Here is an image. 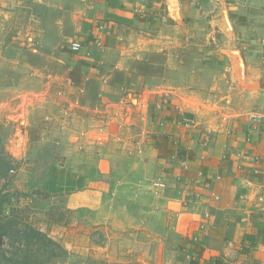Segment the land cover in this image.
I'll return each instance as SVG.
<instances>
[{
	"label": "rangeland",
	"instance_id": "obj_1",
	"mask_svg": "<svg viewBox=\"0 0 264 264\" xmlns=\"http://www.w3.org/2000/svg\"><path fill=\"white\" fill-rule=\"evenodd\" d=\"M50 1L0 0V138L5 151L20 162L5 188L25 193L5 207V214L12 206L19 208L25 222L61 245L41 264L183 261L176 254L179 237L174 231L162 240L145 227L143 216L126 227L115 222L116 216L131 215L127 202L133 197L126 193L142 190L130 187V182L147 176L142 167L134 174V168L147 162L143 151L151 139L155 145L160 127L176 123L178 128H191L194 123L186 113L172 116V108L182 104L180 96L170 93L174 84L198 91L204 99L231 103L237 111L242 108L237 82L234 96L228 93L230 70L236 68L237 81L246 77L241 46L218 30L213 33L212 24L200 18L195 27L172 32L168 38L178 36L179 44L165 54H150L151 65L133 59L125 64L129 70H120L117 61L129 49L123 47L127 40L116 52L115 46L110 52L106 45L92 48L91 40L82 38L86 31L74 12L77 5L67 3L72 12L64 14ZM188 35L192 37L187 42ZM181 37L185 43H180ZM75 40L83 42L78 52L71 49ZM169 55L174 62L164 66ZM214 77L222 86L217 92L211 90ZM158 85L164 86L165 94L156 91ZM156 159L159 164L166 158L158 151ZM53 178L56 186L63 187L65 181L71 191L48 187ZM84 179L87 189L100 191L98 209L70 207V195L83 190ZM5 183L2 179L0 187ZM34 189L50 195L31 194ZM2 240L0 264H10L6 258L14 250L6 237Z\"/></svg>",
	"mask_w": 264,
	"mask_h": 264
},
{
	"label": "crops",
	"instance_id": "obj_2",
	"mask_svg": "<svg viewBox=\"0 0 264 264\" xmlns=\"http://www.w3.org/2000/svg\"><path fill=\"white\" fill-rule=\"evenodd\" d=\"M67 3L77 5L74 12L86 31L82 38H89L92 48L106 45V50L116 47V52L128 41L123 47L129 49H121L117 61L120 70H129L125 64L133 59L151 65L150 54H165L179 44L178 36L168 38L172 32L195 27L200 18L212 24L213 33L218 30L238 41L246 77L237 81L236 68L230 70L228 93L233 95L237 82L242 108L237 111L231 103L204 99L202 93L174 84L170 93L180 96L182 104L172 108V116L186 113L194 123L191 128L169 123L160 132L169 134L173 146L187 150L191 159L175 155L158 164V149L151 139L142 154L147 162L134 168V174L142 167L147 176L129 185L142 191L126 193L133 197L127 202L131 215L116 216L115 222L132 226L141 215L145 227L166 241L174 231L179 237L176 254L183 258L175 264H264V0H51L49 5L69 14ZM127 30L132 34L124 35ZM180 43H185L182 37ZM164 60V66L174 62L171 55ZM214 80L211 90L217 92L222 86L218 78ZM156 87L165 94L163 85ZM84 180L83 190L70 195V207L98 209L100 191L87 189ZM54 183L55 178L48 187L71 191L65 181L61 188ZM190 240L200 255H189Z\"/></svg>",
	"mask_w": 264,
	"mask_h": 264
},
{
	"label": "trees",
	"instance_id": "obj_3",
	"mask_svg": "<svg viewBox=\"0 0 264 264\" xmlns=\"http://www.w3.org/2000/svg\"><path fill=\"white\" fill-rule=\"evenodd\" d=\"M173 145L174 143L170 142L169 134L159 133L155 136V147L158 149L161 158L169 159L177 155L181 159H191L187 150L178 149ZM19 166L20 162L15 161L5 151L0 138V181L2 179L6 181L0 187V246L4 244L2 239L6 237L14 250L12 256L6 258L10 261V264H41L45 257L47 259L54 257L55 246L60 244L58 245L56 241L48 237V234L37 226H32L29 222H25V216L21 215L19 208L12 206L10 213L5 214V207L11 205L14 198L25 195V193H20L19 191H6L5 188L6 184L9 183L11 173L18 169ZM40 193L50 195L38 189H34L31 194ZM58 196L63 197L62 195ZM68 212H73V210L68 208ZM196 247L198 245H195L193 240L188 242L187 251L192 257L196 253L198 255L201 254V250L195 251ZM36 255L38 258H35Z\"/></svg>",
	"mask_w": 264,
	"mask_h": 264
},
{
	"label": "built area",
	"instance_id": "obj_4",
	"mask_svg": "<svg viewBox=\"0 0 264 264\" xmlns=\"http://www.w3.org/2000/svg\"><path fill=\"white\" fill-rule=\"evenodd\" d=\"M71 49L75 52H78L82 49V43L80 41H72L71 42Z\"/></svg>",
	"mask_w": 264,
	"mask_h": 264
}]
</instances>
